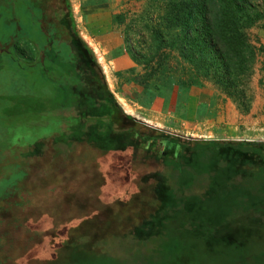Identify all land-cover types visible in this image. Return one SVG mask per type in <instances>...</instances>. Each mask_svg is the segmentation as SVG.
<instances>
[{
    "label": "rangeland",
    "instance_id": "374dc122",
    "mask_svg": "<svg viewBox=\"0 0 264 264\" xmlns=\"http://www.w3.org/2000/svg\"><path fill=\"white\" fill-rule=\"evenodd\" d=\"M247 2L260 15L256 25L264 18V0ZM22 6L19 0H0V40H17L24 32L12 28L21 11H10ZM166 9L165 0H149L122 20L130 73L141 74L143 81L151 77L155 89L176 84L209 96L213 118L221 115L223 122L206 125L201 134L218 137L225 146L240 142L230 139L234 127L229 121L234 119L241 128L239 122L251 114L256 94L253 77L261 52L252 27L247 30L255 48L252 67L243 75L226 72L225 77L223 69L203 66L197 50L182 44L184 28L164 20ZM6 48L0 52V264H264V160L252 164L230 150L222 154L224 160H217L221 152L204 147L195 156L200 161L196 169H182L176 178L168 170H159L163 179L155 178L137 163L111 169L107 154L70 141L69 132L81 135L83 129L74 130L75 125L83 127L87 119L68 106L72 101L61 99L59 104L53 97V84L72 82L63 52L52 65L26 67ZM102 81L112 88L107 75ZM53 134L56 145L48 141ZM93 158L97 166L89 167ZM211 162L213 169L207 168ZM185 173L189 178L183 185ZM125 177L126 187L121 182ZM155 183L167 184L178 205H166L156 226L143 221L128 232L141 218L138 202L133 212L124 201L135 195V185L139 198ZM111 195H123L124 201L116 205L120 199ZM65 197L67 207L61 205ZM47 217L53 219L49 225ZM108 221L118 234L94 237L92 230H102ZM63 224H76V231L84 229L86 234L74 235L68 243L60 234Z\"/></svg>",
    "mask_w": 264,
    "mask_h": 264
},
{
    "label": "crops",
    "instance_id": "0c3cea01",
    "mask_svg": "<svg viewBox=\"0 0 264 264\" xmlns=\"http://www.w3.org/2000/svg\"><path fill=\"white\" fill-rule=\"evenodd\" d=\"M19 1L23 6L10 11H21L22 18L17 19L16 17V22L13 23L12 27L15 26V29H20V31L23 29L24 32L21 34L24 35H18L17 40L14 39V36H10L5 41L0 40V52L7 49L6 46L8 45V51L13 54V57L24 62L26 67H30L41 65V61L46 57L44 48L49 49L55 45V47H60L57 50L60 49L61 52L63 46H69L68 49L71 50L72 55L75 54L77 58L80 56L79 59L84 65H91V62H94L95 69L91 70L93 77L102 78L103 75L109 77L112 88L104 82L103 84L112 95L111 101L101 92H98L95 85L89 84L82 78L81 92L78 91L77 86L70 85L69 90L75 94L71 100L72 104L69 103L68 105L74 109L76 115L85 112L84 118L87 119L85 126L79 127V129H83L81 135L75 136L73 130L69 132L71 142L90 144L93 146L92 149L100 150L104 157L107 154L108 160L116 155L124 154L122 157L125 161L127 160V165L137 163L135 166L148 169L149 172L152 171L150 174L154 175L155 178L163 179L164 176L159 173V170L164 172L168 170L173 175L171 178H176V174L182 169H192L188 159L190 155L194 154L193 151H190V147L196 145L193 140L220 141L218 137L201 134L206 133L203 132L206 125L214 126L215 121L221 125L223 122L221 115L213 118L212 115L214 114L210 109L209 96L176 84L155 89L151 86V77L143 81L141 74L130 73L132 62L125 48L122 20H126L135 9L146 4L149 0ZM46 10L51 13L49 16L54 19H50L46 15ZM27 12L28 14L31 13L29 14L31 20L27 17ZM120 16L122 17L121 20L119 19ZM25 28L32 30L31 38L26 35ZM39 30L42 32L41 35L37 34ZM250 30L255 45L260 46L261 52L258 57L260 64L253 77L256 94L251 105V114L246 115L244 120L239 122V125H242L241 128L237 127L236 121L234 122L232 118L229 124L234 127V136H231L230 139H239L240 141L233 142V145L241 146V150L234 149L233 156L242 154L239 155L240 160L249 159L251 162L253 161V164L264 160V18L252 26ZM78 40L80 43L77 42ZM64 53L63 51V55L67 56ZM89 60L90 63H88ZM80 63L75 61L76 73L79 70L78 67L81 66ZM130 74L131 77L128 76ZM88 79L94 80L93 78ZM52 89L55 91V87ZM77 91L78 93H76ZM89 97L93 98L94 105L89 106L87 102ZM59 100L58 98L60 104ZM115 107H118L123 114L133 117L136 122L151 128V130L144 129L142 131L138 125L114 129L112 132L106 130L111 126L107 117L109 113L115 112ZM178 124H180V129H178ZM130 127L137 130L131 133ZM98 133L100 137L104 135L101 137L102 141L109 138L108 136H112L113 139L116 137L122 148L97 147L94 145L95 143L90 141V138L96 137ZM229 149H231L230 146ZM107 159H105L104 165ZM147 162H151L155 167L148 166ZM90 163L96 167L97 159L93 158ZM261 164L264 167V163ZM255 168L252 165L251 169ZM188 178L189 173H185L181 179L186 182ZM118 185L119 183L112 187ZM154 185L156 186L158 183ZM123 201L124 197L123 200L116 202ZM64 225L67 226L66 235H68V230L78 226L76 224Z\"/></svg>",
    "mask_w": 264,
    "mask_h": 264
},
{
    "label": "trees",
    "instance_id": "16d2710c",
    "mask_svg": "<svg viewBox=\"0 0 264 264\" xmlns=\"http://www.w3.org/2000/svg\"><path fill=\"white\" fill-rule=\"evenodd\" d=\"M154 3L155 0H150ZM164 1V0H161ZM166 1V16L164 17V20L175 23L174 25H181L184 28L183 37H182V44L189 49L197 50L199 61L203 64V66L210 67L213 64L215 65V68H221L223 69V75L226 77L227 74L230 75H243L244 72L250 69L252 67V63L254 61L255 56V48L250 44L248 40V34L247 30L255 25L256 21L260 18L259 13L254 12L255 10L251 11V8L249 6V3L247 0H165ZM46 15H50L48 10H46ZM28 14V12H27ZM31 14V13H29ZM29 14L27 17L31 20ZM26 15V14H25ZM49 16V17H50ZM48 17V18H49ZM52 17H50L51 19ZM54 19V18H52ZM119 19L121 20L122 17L120 16ZM15 29V26L12 27ZM50 28V27H48ZM26 35L28 38H31V34L33 33L31 29H26ZM38 35H41L42 32L39 30L37 32ZM53 34V33H52ZM24 35V34H20ZM19 35V36H20ZM36 35V33H34ZM49 35V34H48ZM35 37V36H34ZM80 43V40L77 41ZM82 44V43H81ZM15 45V44H14ZM43 47V45H42ZM67 47H62L61 52H65L64 54H67V56L63 55L62 60L66 63V72L69 75L68 77H71V84H66V80L60 81L56 85L53 84V81L51 79V82L53 86L55 87V91H52L53 97H58L61 102V99L63 101L73 100V96L75 92L70 91L69 88L70 85H75L78 88V91L81 92V78L89 84L95 85L98 88V92H101L105 97H108V99L111 101L112 95L107 90L105 84H103L102 78L96 76L93 77L92 71L95 69L94 62H91L90 64L84 65L79 59L76 57L75 54L72 55L71 50ZM60 47H50L49 49L44 48L46 57L43 61H41L40 67L43 68L44 64H53V61L58 62V59H56L58 53H60L57 50ZM71 48L73 50V47L71 45ZM69 50V51H68ZM75 61L81 62V68L76 70V64ZM90 63V60L88 61ZM75 64V65H74ZM78 64V63H77ZM43 71L48 75L46 69H43ZM76 73V74H75ZM71 74V75H70ZM88 78H93L88 79ZM88 79V80H87ZM30 81H32L30 79ZM57 86V87H56ZM78 91L76 93H78ZM87 102L90 105H94V101L92 97L87 98ZM10 106V105H8ZM69 106V105H68ZM12 107V106H11ZM114 112V111H113ZM109 113V116L107 117L111 123L110 128H106V130L112 132L114 129H122L127 128L131 125H138L139 129L142 131L144 129H150L149 127L140 124L134 120L133 117L130 115L123 114L119 108L115 107V112ZM81 115H86L85 112H82ZM114 124V126H113ZM76 128H79V126L76 124ZM99 127V125H98ZM137 127V126H136ZM137 129L130 127L129 131L135 132ZM76 136V135H75ZM104 137V135H101V137ZM100 137V134L98 133L96 137L90 138V141L92 143H95L97 147H108L113 149H120L122 148L121 143H119L114 137L108 136L109 138H106L104 141H102V138ZM50 139L48 141L53 142V145H56L58 140L56 137V134H53L49 137ZM113 139V140H112ZM41 140V139H40ZM60 141V138H59ZM193 143L196 145L194 147H190V151H193L194 154L189 156V165L190 167L195 170L196 165L199 164V159L196 158V154L198 151H200L202 148L201 146H206L207 148H211L214 151H217L218 153L221 152L219 157L216 155V159L218 160H224L226 157H222V154H225L227 151L231 150L232 155H234V149H240L241 146L239 145H230L231 149H229V146H225L220 141L217 140H193ZM219 144V145H217ZM200 146V147H199ZM36 151L38 152L39 146L37 147V144L34 145ZM31 148H33V145H31ZM194 148V149H192ZM224 151V152H223ZM199 153V152H198ZM123 154V153H121ZM226 155V154H225ZM123 155H116L115 157H111L110 165L111 169L115 167H120L126 169L129 165H127V160L125 161L122 157ZM214 163V162H213ZM212 162L208 164L207 168H215V165ZM89 167L95 166L93 163L88 164ZM130 167V166H129ZM76 170H74L75 172ZM108 171V170H107ZM129 171V168H128ZM132 170H130L131 172ZM198 172H202V170H198ZM108 181H111L110 177H107ZM117 179H114L112 181H115ZM129 178L125 177L122 179L121 182H123V186L126 187L127 181ZM183 185L188 182L183 179L182 180ZM122 186V187H123ZM129 186V185H128ZM171 189L168 187V185H154L152 190L150 189L145 193V197L142 195V197L136 198L139 194H137V186L135 185L134 190H132L133 194H135L132 198L128 199L130 202L126 201L128 204L126 205V208L128 210H133L135 212L134 203L138 202L137 206L138 209L136 211L137 214H139V218H141L138 222L134 223L132 227L128 230L132 231L136 226L143 223V221L151 222L152 225L156 226L158 223H160V219L164 216L161 215L162 211L165 209L166 205H172L176 207L178 205L179 201H176L177 198L174 200L171 197ZM115 191V190H114ZM105 192L102 191V194L104 195ZM119 193L124 194V191H120ZM126 194V193H125ZM169 194V195H168ZM114 195V194H113ZM132 195V194H131ZM123 195H119L117 197H113L111 195V198L117 200H123ZM114 200V201H115ZM113 202V201H111ZM140 202V204H139ZM110 207L112 203H108ZM117 204H121V202H116ZM114 204V207H115ZM61 205L63 207H67L70 205L69 199L65 197L64 201L61 202ZM58 205H54L55 209ZM59 207V206H58ZM113 207V209H115ZM74 208V207H73ZM121 208V207H120ZM126 208H121L122 210ZM136 208V207H135ZM112 210V208L110 209ZM115 211V210H113ZM151 214V219L148 220V216ZM48 223H52L53 219L48 218ZM35 231L37 224H32ZM52 224H50L51 226ZM71 225V224H69ZM53 228L52 226L50 227ZM67 226L63 224V229L60 232V234H65ZM73 229L68 230V235H66L67 242L72 243L74 235L77 234H86L84 232V229L82 231H76L77 227H72ZM112 228V232L109 233V229ZM96 231V232H94ZM48 232V231H47ZM114 232V233H113ZM119 230H115L113 228V223L110 221L107 222L106 227L99 229V230H92V235L97 238H106L109 237L110 234H118ZM108 233V234H105ZM53 239H56L53 238ZM90 243V242H89ZM69 246V245H68ZM70 247V246H69Z\"/></svg>",
    "mask_w": 264,
    "mask_h": 264
},
{
    "label": "water",
    "instance_id": "95a60500",
    "mask_svg": "<svg viewBox=\"0 0 264 264\" xmlns=\"http://www.w3.org/2000/svg\"><path fill=\"white\" fill-rule=\"evenodd\" d=\"M139 121L143 122L142 120H139ZM143 123L147 124L146 122H143Z\"/></svg>",
    "mask_w": 264,
    "mask_h": 264
}]
</instances>
